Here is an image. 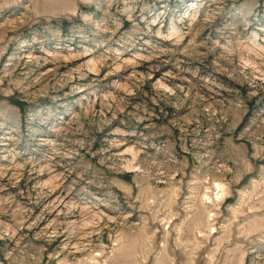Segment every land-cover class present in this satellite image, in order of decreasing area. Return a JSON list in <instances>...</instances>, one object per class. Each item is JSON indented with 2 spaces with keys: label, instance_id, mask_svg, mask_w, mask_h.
<instances>
[{
  "label": "rangeland",
  "instance_id": "1",
  "mask_svg": "<svg viewBox=\"0 0 264 264\" xmlns=\"http://www.w3.org/2000/svg\"><path fill=\"white\" fill-rule=\"evenodd\" d=\"M0 264H264V0H0Z\"/></svg>",
  "mask_w": 264,
  "mask_h": 264
}]
</instances>
